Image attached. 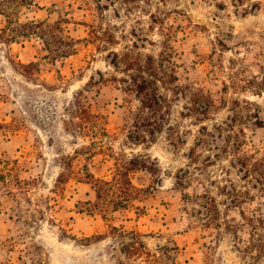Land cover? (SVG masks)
Returning <instances> with one entry per match:
<instances>
[{"label":"rangeland","instance_id":"374dc122","mask_svg":"<svg viewBox=\"0 0 264 264\" xmlns=\"http://www.w3.org/2000/svg\"><path fill=\"white\" fill-rule=\"evenodd\" d=\"M19 17L46 34L8 40L0 14V264H264V0H35ZM144 79L166 102L138 140L126 86ZM138 155L142 189L100 194L90 175Z\"/></svg>","mask_w":264,"mask_h":264},{"label":"trees","instance_id":"16d2710c","mask_svg":"<svg viewBox=\"0 0 264 264\" xmlns=\"http://www.w3.org/2000/svg\"><path fill=\"white\" fill-rule=\"evenodd\" d=\"M35 0H0V14L4 15L7 19V24L2 28L3 36H5L8 40L14 41L17 40L21 36H31L32 34H38L41 31L40 35H45L46 28H44V22L40 20H30L28 22H21L19 13L23 6L26 5H34ZM56 51V50H55ZM59 54L61 53H70L71 50H57ZM34 63V62H32ZM129 90L135 91V94L139 97L141 106L139 107V111L137 112L136 119L134 120V126L138 129L136 130L135 139L141 140L146 139L147 137L143 134L144 127L150 129L153 133V125L154 123L158 124V122H151L152 116L155 119L158 117L160 110L165 105V97L159 92L157 81L155 80H130L129 84L126 86ZM80 101L77 100L76 105L80 106ZM209 103L205 106V111L209 109ZM85 107L84 109H86ZM82 109V108H81ZM148 110H150L148 112ZM88 112V111H87ZM204 112V113H206ZM99 116L94 112H88L86 119L88 122H95V119H98ZM160 122V121H159ZM86 127V126H85ZM143 127V128H141ZM204 130L206 133L209 131L208 127H205ZM202 140V138H200ZM192 152H195L194 149ZM146 160H142L141 156H134L130 158V160L125 161L118 168V171L115 176L114 181L104 180L101 178H96L93 174L90 175L95 181V185L99 189V193L101 194L103 191L106 192V189H110L112 191L113 188L118 187L122 191H126L127 189L133 191H140L142 188L136 186L132 178L130 176L131 172L136 169H144L146 168ZM145 163V164H144ZM249 173V170L246 171V174ZM179 181L178 184L184 186L186 184V179L182 176L178 175ZM109 186V187H108ZM112 188V189H111ZM204 197L210 198V200L215 199L208 194H201ZM197 195L198 197L201 196ZM102 195H99V197ZM191 198V195H188ZM216 202V201H215ZM117 203H121L120 201Z\"/></svg>","mask_w":264,"mask_h":264}]
</instances>
